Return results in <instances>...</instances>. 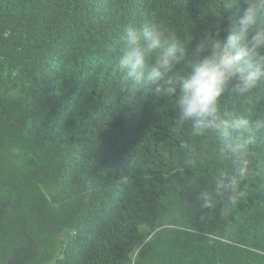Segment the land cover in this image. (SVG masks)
Here are the masks:
<instances>
[{"label": "trees", "instance_id": "16d2710c", "mask_svg": "<svg viewBox=\"0 0 264 264\" xmlns=\"http://www.w3.org/2000/svg\"><path fill=\"white\" fill-rule=\"evenodd\" d=\"M235 11L223 0H0V264H264V131L244 195L201 208L197 192L234 174L217 155L223 139L176 129L173 101L122 92L115 71L126 23L191 31V49L217 25L226 36ZM220 108L264 117V85L226 92Z\"/></svg>", "mask_w": 264, "mask_h": 264}, {"label": "clouds", "instance_id": "9594fccd", "mask_svg": "<svg viewBox=\"0 0 264 264\" xmlns=\"http://www.w3.org/2000/svg\"><path fill=\"white\" fill-rule=\"evenodd\" d=\"M223 2L229 11L236 9L223 38L217 25L216 31L200 33L189 49L191 31L181 38L162 22L130 21L123 26L115 64L122 92L167 98L177 110L176 129L188 125L193 136L223 139L217 155L232 161L234 174L217 175L197 192L200 207L207 209L244 195L239 187L249 176L248 149L264 131V117H229L220 108L226 92L246 97L264 85V0ZM177 65L184 66L183 74Z\"/></svg>", "mask_w": 264, "mask_h": 264}, {"label": "rangeland", "instance_id": "374dc122", "mask_svg": "<svg viewBox=\"0 0 264 264\" xmlns=\"http://www.w3.org/2000/svg\"><path fill=\"white\" fill-rule=\"evenodd\" d=\"M141 229H143L144 231L154 232V231H156L157 229H159V227L143 226V227H141Z\"/></svg>", "mask_w": 264, "mask_h": 264}, {"label": "water", "instance_id": "95a60500", "mask_svg": "<svg viewBox=\"0 0 264 264\" xmlns=\"http://www.w3.org/2000/svg\"><path fill=\"white\" fill-rule=\"evenodd\" d=\"M232 199H233V198H229V199H228V202L230 203V202L232 201Z\"/></svg>", "mask_w": 264, "mask_h": 264}]
</instances>
